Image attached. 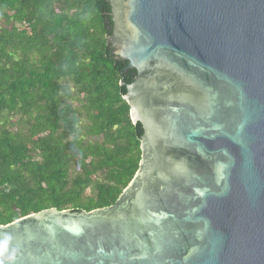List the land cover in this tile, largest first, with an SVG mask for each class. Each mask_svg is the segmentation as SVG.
Segmentation results:
<instances>
[{"label": "water", "instance_id": "1", "mask_svg": "<svg viewBox=\"0 0 264 264\" xmlns=\"http://www.w3.org/2000/svg\"><path fill=\"white\" fill-rule=\"evenodd\" d=\"M108 2L138 167L112 204L0 224V264H264V0Z\"/></svg>", "mask_w": 264, "mask_h": 264}, {"label": "trees", "instance_id": "2", "mask_svg": "<svg viewBox=\"0 0 264 264\" xmlns=\"http://www.w3.org/2000/svg\"><path fill=\"white\" fill-rule=\"evenodd\" d=\"M108 0H0V224L112 204L140 159ZM121 81L124 84H121Z\"/></svg>", "mask_w": 264, "mask_h": 264}, {"label": "flooded vegetation", "instance_id": "3", "mask_svg": "<svg viewBox=\"0 0 264 264\" xmlns=\"http://www.w3.org/2000/svg\"><path fill=\"white\" fill-rule=\"evenodd\" d=\"M110 12V11H109ZM111 52H112V50H111Z\"/></svg>", "mask_w": 264, "mask_h": 264}]
</instances>
